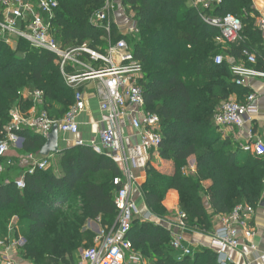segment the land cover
Masks as SVG:
<instances>
[{
	"label": "trees",
	"instance_id": "obj_1",
	"mask_svg": "<svg viewBox=\"0 0 264 264\" xmlns=\"http://www.w3.org/2000/svg\"><path fill=\"white\" fill-rule=\"evenodd\" d=\"M58 1L52 25L62 48L87 43L105 51L110 41L125 39L143 65L145 108L160 118L162 126L159 156L173 161L175 168L172 176L165 177L147 167L142 192L151 212L165 215L164 198L168 191L175 190L189 229L209 234L214 218L229 216L240 205L260 207L264 198V156L253 158L233 140L224 139L214 124L216 111L232 94L244 100L252 92L236 85L228 60L224 58L218 65L215 57L242 60L246 66L264 72V34L258 28L260 13L253 1L220 0L207 10H198L188 7V0H124L123 5L136 12L137 26L131 37L123 35L115 23L110 33L95 27V16L105 0ZM202 13L240 18L242 41L222 47L218 43L219 29L206 23ZM246 51L256 53V65L247 63ZM25 90L43 92L48 113L57 104L60 114L65 115L75 103V91L64 82L54 54L34 49L24 39L16 40L14 48L0 38V140L10 121V111L23 101ZM19 136L24 140L22 152L27 154H40L46 143L30 130H23ZM59 157L61 175L50 168L37 171L25 178L23 191L17 189L14 180L2 176L13 170L0 175V240L5 238L13 216L27 221L32 235L42 234L69 202L81 205L86 218L101 216L103 226H115V199L120 187L114 185V179L122 176L120 167L88 146L64 150ZM192 159L196 161L195 171L186 174ZM206 198L209 208L204 205ZM58 237L47 241L45 262L36 261L32 255L25 259L34 264H56L63 255L80 248V242ZM93 238L87 237L89 247L93 246ZM128 238L134 251L154 264H218V255L210 248L178 260L170 246L172 231L152 222L135 218ZM57 249L62 251L61 257L55 255Z\"/></svg>",
	"mask_w": 264,
	"mask_h": 264
},
{
	"label": "built area",
	"instance_id": "obj_2",
	"mask_svg": "<svg viewBox=\"0 0 264 264\" xmlns=\"http://www.w3.org/2000/svg\"><path fill=\"white\" fill-rule=\"evenodd\" d=\"M193 7L200 4L190 0ZM220 0H208L204 9H209ZM111 0H105L104 9L99 11L94 19V25L111 32L112 23L107 18L105 10L115 7ZM2 19L0 20V38L11 47H16V40L24 39L32 48L47 51L57 57V64L66 85L75 91V103L70 107L63 119L58 122L46 111L38 117H28L19 107L10 111V121L2 131L0 140V175L15 167V162L7 156L13 148H22L24 140L19 136L23 130H30L47 140L54 127L64 134L75 136L79 133L78 117L85 112L87 105L84 86L89 82H97V93L100 98V108L107 115L110 126L100 132L101 146L91 142L89 147L99 155H105L121 167L122 176L114 179V185L120 187L117 191L115 204L117 220L112 229H100L94 246L83 249L81 260L87 264H148L140 253L134 251L133 243L128 238L134 219L139 215V209L132 199L133 186L138 182L136 176L137 160L129 157L123 147V128L126 123L135 130L132 137L136 142V149L140 155L142 150L159 151L163 138L160 118L145 108V100L141 82L144 79L142 63L136 59L127 40L109 42L105 51L91 47L87 43L62 48L53 33L52 22L56 18L59 8L58 0H0ZM199 10V9H198ZM203 20L219 29L220 40L223 44H236L242 41V21L233 14L223 17H210L202 13ZM258 28L264 34V18L259 17ZM134 26L132 32L134 33ZM14 47V48H15ZM247 63L257 64L254 52H245ZM216 64L224 62V57H215ZM235 83L247 87L252 79H264V72L245 64L232 65ZM36 102L43 101V92H29ZM24 92H22V96ZM256 94L248 95L243 102L228 100L224 102L214 115V124L221 128H237L243 130L253 126L260 109ZM248 141L241 146L246 153L254 154L257 158L264 156V141L254 140L253 130L248 132ZM77 147L85 146L84 141L75 142ZM27 166L24 175L15 181L18 190L26 188L25 178L37 171H44L51 167V157H37L29 154L25 157ZM255 209L240 205L227 216L225 226L218 231L211 241L210 248L218 255V264L233 263L230 251L239 250L242 246V232L250 228L251 217ZM171 247L179 251L181 260L194 255V251L184 245V235L189 230L186 214L177 212ZM247 238L254 237L253 232L245 233ZM23 239L1 242L0 248L18 249L23 245ZM256 260L264 261V256L257 252L255 245L251 246ZM6 264H13L8 261Z\"/></svg>",
	"mask_w": 264,
	"mask_h": 264
},
{
	"label": "crops",
	"instance_id": "obj_3",
	"mask_svg": "<svg viewBox=\"0 0 264 264\" xmlns=\"http://www.w3.org/2000/svg\"><path fill=\"white\" fill-rule=\"evenodd\" d=\"M208 0H196L198 7H193L190 0H188V7L195 8L199 10H206L205 3ZM254 8L260 13V17L264 18V0H252ZM59 2V1H58ZM126 10L133 9L131 6H124ZM134 10V9H133ZM260 19V18H259ZM259 19L257 25L259 23ZM113 24V23H112ZM116 24V23H115ZM127 30V29H126ZM123 30L121 33L123 35H128V30ZM218 43L225 47V45L218 40ZM226 60L230 62V64H243L242 60H234L227 56H223ZM247 87L252 90L250 94L257 95V104L260 109L259 116L257 117L253 126H247L243 130H239L237 128H221L219 129L222 137L224 139H231L234 141L236 145L240 148L243 144H246L248 141V132L249 130H253L254 140L259 138L264 141V79H252L247 82ZM98 83L97 82H89L84 88L85 100L87 108L85 112H83L78 117L79 123V133L75 136L64 134L59 131V150L63 152L64 150L71 149L76 147L75 142L78 140L84 141L85 146L90 145L91 142H96L97 145L101 146L100 140V132L108 128L110 126L107 121V115L101 111L100 108V98L97 93ZM23 101L17 106L22 111V113L28 117H38L42 112L47 110L44 108L43 101L36 102L30 97L29 90L23 91ZM249 94V95H250ZM247 97V96H246ZM229 100L243 102L244 100H239L238 94L234 93L230 96ZM16 106V107H17ZM15 108V107H14ZM48 113V112H47ZM51 117L56 121L60 122L64 114H60V107L57 104H53L49 111ZM48 113V114H49ZM49 114V115H50ZM135 130L129 125V123L125 124L123 128V147L126 154L129 157H135L137 160L136 176L138 178V182L133 186L132 189V199L136 203L139 209V215L136 217L143 222H152L153 224L160 225L168 230L172 231V239L174 234L178 233L175 228V223L177 220V212L180 210V196L179 193L175 190H170L167 192L164 201L163 208L165 210V215L157 216L151 212L149 209L144 194L142 192V188L147 181V167L151 166L157 170L159 174L165 177L172 176L174 174V163L170 160H164L160 158L159 152L153 150H142V155H140L136 149V142L132 137L135 135ZM47 141V140H46ZM51 154L46 157H51L52 162L57 163V170L54 171L56 174L61 175V159L59 155L61 154ZM251 154V153H250ZM29 155L27 153L22 152V148H13L8 154V158L13 160L16 164L15 167L11 170H17L19 173L18 178H21L25 173V167L27 163L25 161V157ZM37 157H45L40 154L36 155ZM253 158H257L254 154H251ZM258 159V158H257ZM53 164V163H52ZM195 159L189 161V166L192 167L191 173L195 171ZM119 166V165H118ZM120 167V166H119ZM51 168V167H50ZM121 169V167H120ZM9 170V171H11ZM16 179V180H17ZM15 180V181H16ZM117 195V194H116ZM264 202V198H263ZM262 202V203H263ZM73 202H69L63 206L62 211L64 216L62 219L58 221L57 224V232L60 240L67 239L70 242H80V248L75 252L66 253L62 256V251L57 249L55 254L58 257H61L60 261L56 264H87L81 260V252L83 249L89 248V242L87 237L90 235H94L93 238V246L96 243V239L98 237V232L100 229H109L102 225L101 216L96 219L86 218L84 216V212L81 211V205H72ZM204 205L209 208V199L206 198L204 200ZM227 216H218L213 220V230L211 233L207 234L197 230H188L184 235V245L193 251H199L202 248H210L212 237L220 231L226 224ZM250 228L242 232V246L239 250L230 251V256L232 257V261L234 264H264V261L256 260L254 256V252L251 249L252 245L257 247V252L260 255L264 256V207L260 206L255 209L254 215L250 218ZM253 232L254 237L247 238L245 233ZM171 246V243H170ZM92 247V246H90ZM211 249V248H210ZM140 253V252H137ZM141 254V253H140ZM142 255V254H141ZM174 256L178 259L181 257L179 251L174 252ZM48 255H46V258ZM142 257L145 259V262L148 264H154L150 259ZM8 261H12L13 264H34L23 257V254L19 253V249H8L6 247L0 248V264H6ZM51 264H55L52 262Z\"/></svg>",
	"mask_w": 264,
	"mask_h": 264
},
{
	"label": "rangeland",
	"instance_id": "obj_4",
	"mask_svg": "<svg viewBox=\"0 0 264 264\" xmlns=\"http://www.w3.org/2000/svg\"><path fill=\"white\" fill-rule=\"evenodd\" d=\"M124 0H111L112 6L115 8L110 9L109 11L105 10L104 12L107 13V18L111 23H116V25L119 27L120 31L128 30V36H132L133 27L137 26V22L135 20L136 12L133 9L126 10L123 5ZM104 9V7H103ZM102 9V10H103ZM127 30L125 32H127ZM124 32V31H123ZM15 47V46H14ZM98 50L102 51V48H98ZM53 163V164H52ZM51 163L50 170L56 171L57 163L54 161ZM192 167L187 165L185 168V173L190 174ZM19 172L17 170H13L11 172H8L3 176L4 179L9 180H16L18 178ZM9 175V176H8ZM73 205V204H72ZM64 216L63 211L59 213L57 217H55V220L48 226L45 232H43L40 235L34 236L29 231L30 224L27 221H22L18 216H13L8 225H7V234L5 238L1 239V242L5 241H12V240H18L23 239L24 243L23 245L18 248L19 253L23 254V257L26 255L33 256L34 259L38 262H45L47 260L46 258V243L48 240H51L58 234L57 232V224L60 219ZM177 216V215H176ZM26 258V257H25ZM29 261V258L27 259Z\"/></svg>",
	"mask_w": 264,
	"mask_h": 264
},
{
	"label": "water",
	"instance_id": "obj_5",
	"mask_svg": "<svg viewBox=\"0 0 264 264\" xmlns=\"http://www.w3.org/2000/svg\"><path fill=\"white\" fill-rule=\"evenodd\" d=\"M61 151L59 150V128L55 126L50 137L47 139L44 147L41 150L42 156H49L51 154H58ZM264 207V202L261 204Z\"/></svg>",
	"mask_w": 264,
	"mask_h": 264
}]
</instances>
